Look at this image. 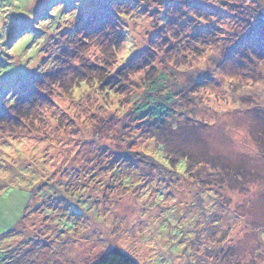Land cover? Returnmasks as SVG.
Instances as JSON below:
<instances>
[{"label": "rangeland", "instance_id": "obj_1", "mask_svg": "<svg viewBox=\"0 0 264 264\" xmlns=\"http://www.w3.org/2000/svg\"><path fill=\"white\" fill-rule=\"evenodd\" d=\"M104 1L0 0V105L63 66L61 48L99 63L100 47L80 53L59 39ZM140 4L125 9L124 43L106 67L143 51L120 93L77 88L83 66L70 62L75 88L47 87L28 119L0 133V264H94L112 248L136 264H264V37L251 31L264 0ZM153 80L174 98L158 131L134 113ZM157 143L165 168L161 143L191 158L188 177L184 160L175 184L154 173L143 155Z\"/></svg>", "mask_w": 264, "mask_h": 264}, {"label": "trees", "instance_id": "obj_2", "mask_svg": "<svg viewBox=\"0 0 264 264\" xmlns=\"http://www.w3.org/2000/svg\"><path fill=\"white\" fill-rule=\"evenodd\" d=\"M102 6H99V11H94L90 14H82L78 18L77 24L71 29L70 32H65L60 35V39L64 38L63 44L72 46L73 50H79L82 53V49L89 45H95L100 47L101 55L103 59L97 64H91L84 62L82 59L79 61L73 57V55L66 49H59V55L56 58L55 63L63 64L59 69L54 67L51 71H47L45 74L36 77H31L28 82L21 83L17 90H14L10 100L9 106L5 108L2 103L0 105V133H5L6 128L14 129L15 126L20 125L25 119H28L34 107H36L39 95L46 90L47 87H60L63 91L67 92L69 89L72 91L71 86H67L69 82L66 79H71L72 75H69V63L78 62L83 69L80 71V75L75 74V82L77 88L92 82L93 85L101 86L102 89H106V92L120 93L124 84L128 81L129 77L136 72L143 69L146 65L145 61L140 60L138 53L134 56L124 67L116 69L114 73H109L107 66L113 65L115 58H118L123 43H124V28L121 24L124 20L121 17H125L127 12L125 9L129 8L130 15L140 7V0H105ZM190 3V2H188ZM140 9V8H139ZM255 23L251 27L253 35H261L264 37V19L260 15H256ZM123 21V22H122ZM62 38V39H61ZM71 54V55H70ZM123 66V65H122ZM159 79L165 80V76H161ZM74 82V84H75ZM162 88V84L158 80H153L147 84L146 92L149 93L145 96V100L142 102H136L135 115L144 122H149L148 125H156V130H160V126L164 125L168 117L172 113V102L174 98L170 92L164 96H158L159 90ZM9 102V100H8ZM21 123H20V122ZM158 125V126H157ZM158 145L156 144V151L153 155L144 154L145 159L151 160L159 169L155 170L159 176L169 177L174 179V184L179 180L175 171V164L178 160H184L186 164L185 176L187 173V162L191 161L190 157H177L174 159L171 157L170 149L164 143L163 146L164 155L169 160L170 168H165L159 163L154 156L158 155ZM173 153H177L174 151ZM142 155V154H141ZM200 165V164H198ZM152 173V175H154ZM173 173V174H172ZM170 174V175H169ZM149 175L147 179L152 176ZM146 179V180H147ZM145 180V181H146ZM195 182V181H194ZM202 183V181H199ZM199 182H195L200 188L203 187ZM214 191L213 188H208ZM214 191V203L217 207H220L218 201L215 200ZM211 216V215H210ZM208 216L206 219H208ZM215 224V223H214ZM216 226V224H215ZM94 264H136L128 255L123 253L118 248H112L103 254Z\"/></svg>", "mask_w": 264, "mask_h": 264}]
</instances>
